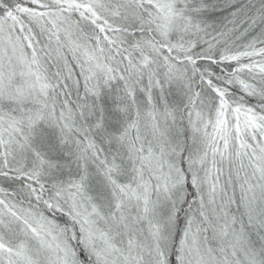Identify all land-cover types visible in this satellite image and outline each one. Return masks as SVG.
<instances>
[{"label": "snow or ice", "instance_id": "snow-or-ice-1", "mask_svg": "<svg viewBox=\"0 0 264 264\" xmlns=\"http://www.w3.org/2000/svg\"><path fill=\"white\" fill-rule=\"evenodd\" d=\"M0 264H264V0H0Z\"/></svg>", "mask_w": 264, "mask_h": 264}]
</instances>
